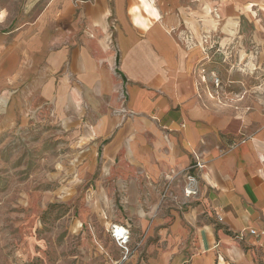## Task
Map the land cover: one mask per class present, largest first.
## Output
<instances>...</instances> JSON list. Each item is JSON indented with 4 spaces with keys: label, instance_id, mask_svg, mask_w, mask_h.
<instances>
[{
    "label": "crops",
    "instance_id": "0c3cea01",
    "mask_svg": "<svg viewBox=\"0 0 264 264\" xmlns=\"http://www.w3.org/2000/svg\"><path fill=\"white\" fill-rule=\"evenodd\" d=\"M183 2L29 0L24 20L1 7L0 130L47 108L88 139L83 172L99 166L122 196L148 264H264V105L219 103L185 74L198 44L179 36L201 29L183 25Z\"/></svg>",
    "mask_w": 264,
    "mask_h": 264
},
{
    "label": "rangeland",
    "instance_id": "374dc122",
    "mask_svg": "<svg viewBox=\"0 0 264 264\" xmlns=\"http://www.w3.org/2000/svg\"><path fill=\"white\" fill-rule=\"evenodd\" d=\"M0 1L5 14L26 19L29 0ZM192 1L182 4L183 25L201 32L179 36L198 44L184 52L185 74L219 103L264 105V4L253 13L250 0ZM88 143L47 108L0 130V264H148L138 226L129 227V252L112 235L129 212L118 192H107L99 166L83 172L93 165Z\"/></svg>",
    "mask_w": 264,
    "mask_h": 264
},
{
    "label": "built area",
    "instance_id": "2783aa9c",
    "mask_svg": "<svg viewBox=\"0 0 264 264\" xmlns=\"http://www.w3.org/2000/svg\"><path fill=\"white\" fill-rule=\"evenodd\" d=\"M203 167V162L196 157V161L191 164L189 171L186 174L185 183L183 186V195L185 198L190 199L196 197L199 194V178L198 176L193 173L195 168ZM123 232L118 231L117 225H112V235L115 237L116 241L118 242L119 246L129 252V242H130V229L128 226H123ZM250 232L252 234L256 233L255 229H251Z\"/></svg>",
    "mask_w": 264,
    "mask_h": 264
},
{
    "label": "bare ground",
    "instance_id": "6f19581e",
    "mask_svg": "<svg viewBox=\"0 0 264 264\" xmlns=\"http://www.w3.org/2000/svg\"><path fill=\"white\" fill-rule=\"evenodd\" d=\"M117 229H118V231H120V232H123V230H124V227L123 226H121V225H117ZM130 237V236H129Z\"/></svg>",
    "mask_w": 264,
    "mask_h": 264
}]
</instances>
